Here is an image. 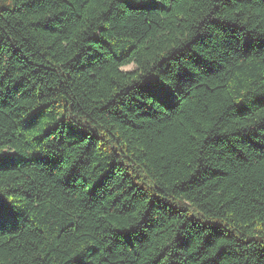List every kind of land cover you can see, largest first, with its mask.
Wrapping results in <instances>:
<instances>
[{"label": "trees", "instance_id": "trees-1", "mask_svg": "<svg viewBox=\"0 0 264 264\" xmlns=\"http://www.w3.org/2000/svg\"><path fill=\"white\" fill-rule=\"evenodd\" d=\"M0 264H264V0H0Z\"/></svg>", "mask_w": 264, "mask_h": 264}, {"label": "rangeland", "instance_id": "rangeland-1", "mask_svg": "<svg viewBox=\"0 0 264 264\" xmlns=\"http://www.w3.org/2000/svg\"><path fill=\"white\" fill-rule=\"evenodd\" d=\"M126 69H132L133 68V65H129L127 67H125Z\"/></svg>", "mask_w": 264, "mask_h": 264}]
</instances>
